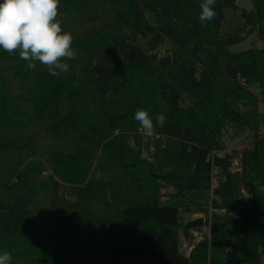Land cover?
<instances>
[{"label": "trees", "instance_id": "16d2710c", "mask_svg": "<svg viewBox=\"0 0 264 264\" xmlns=\"http://www.w3.org/2000/svg\"><path fill=\"white\" fill-rule=\"evenodd\" d=\"M201 3L60 0L78 56L58 76L0 48V252L11 264H264V0L242 9L243 35L221 32L236 0H216L206 26ZM254 33L261 46L231 49ZM166 41L170 65L158 56ZM138 108L154 124L166 117L153 161ZM228 129L252 140L215 157L212 191L208 156ZM183 211L211 214V238L189 256Z\"/></svg>", "mask_w": 264, "mask_h": 264}, {"label": "clouds", "instance_id": "9594fccd", "mask_svg": "<svg viewBox=\"0 0 264 264\" xmlns=\"http://www.w3.org/2000/svg\"><path fill=\"white\" fill-rule=\"evenodd\" d=\"M60 0H0V48L9 55L17 54L28 61L29 68L39 62L52 76L70 70L66 61L78 56L73 47L74 37L61 26L59 16ZM216 0H202L199 21L206 26L207 21L216 17ZM139 131L145 139L156 134V126H163L166 117L156 114L155 124L147 110L137 109L134 114ZM11 254L0 252V264H11Z\"/></svg>", "mask_w": 264, "mask_h": 264}, {"label": "rangeland", "instance_id": "374dc122", "mask_svg": "<svg viewBox=\"0 0 264 264\" xmlns=\"http://www.w3.org/2000/svg\"><path fill=\"white\" fill-rule=\"evenodd\" d=\"M236 4L239 6V9H234V8H226L224 11L225 14V20L224 23L222 25V34H226V33H230V32H236L239 33L241 35L244 34V27H245V21L242 17L241 11L242 9H246V10H252L253 9V3L252 0H236ZM263 42H261L258 37L257 34L254 33L251 36H249L248 38H246L245 40H243L242 42L233 45L231 47V49L233 51H242V50H246V49H250V48H254V47H259ZM142 44L144 46H146L145 41H142ZM171 48L172 45L169 41H166L158 50V56L160 58L166 57L167 55H171L172 57V53H171ZM261 110H264V104L262 103L260 106ZM138 132L141 133L138 129ZM142 134V133H141ZM252 138L250 136L249 132L246 133H240L238 136L234 135V132L232 131V129H228L225 132L224 135V141H225V145H226V152H233V151H241L245 146H247L250 142H251ZM160 141V143L162 144V147H165L167 142H166V138L163 136H153L150 138L149 140V145H146L147 143V139H145V137H143V144H142V152L143 154L147 155L150 159H148L149 161H153L154 160V152L151 150V146H156L158 144V142ZM144 157V155H143ZM238 157L239 154H238ZM145 158V157H144ZM172 191L171 187H165L162 189V191L160 192V202L162 203V198L164 195L170 194V192ZM207 216L204 213H194V212H182L181 216H182V222L187 223L190 220H193L195 218H197L198 216ZM53 221V219L51 220ZM190 234H191V230L189 231L188 236H186L183 232H181V249L183 250V248L185 247V245L187 243L190 242ZM211 238V237H210ZM73 249V247L71 248Z\"/></svg>", "mask_w": 264, "mask_h": 264}, {"label": "built area", "instance_id": "2783aa9c", "mask_svg": "<svg viewBox=\"0 0 264 264\" xmlns=\"http://www.w3.org/2000/svg\"><path fill=\"white\" fill-rule=\"evenodd\" d=\"M151 150L154 152L155 146H151ZM225 154H226L225 150H218V151L214 150L208 156V160L212 162V172H211V190L212 191L219 185V182H220V175H219L220 168H219V166L215 165V157L221 158V157H224ZM143 155L145 158L150 159L147 155H145V154H143ZM231 169L233 171H240L241 170L240 158L238 156L233 159ZM168 200H169V196L164 195L162 198V203H166V202H168ZM218 201H220L219 198H218ZM213 210L214 209L211 207V212ZM220 211L224 212L225 209H221ZM210 215L209 216L201 215L204 217L203 225L191 228L190 242L187 243L182 250L185 255L189 256L191 254V252L193 251V249L195 248V246L200 241L210 239L211 231H210V223L208 220V219H210ZM198 217H200V216H198Z\"/></svg>", "mask_w": 264, "mask_h": 264}, {"label": "water", "instance_id": "95a60500", "mask_svg": "<svg viewBox=\"0 0 264 264\" xmlns=\"http://www.w3.org/2000/svg\"><path fill=\"white\" fill-rule=\"evenodd\" d=\"M161 63L163 64H172V57L171 55H167L166 57H163L161 59ZM204 223V217L203 216H200V217H197L193 220H190L186 223V226L189 227V228H192V227H195V226H200V225H203ZM229 264H234V260L233 259H229L228 260Z\"/></svg>", "mask_w": 264, "mask_h": 264}, {"label": "crops", "instance_id": "0c3cea01", "mask_svg": "<svg viewBox=\"0 0 264 264\" xmlns=\"http://www.w3.org/2000/svg\"><path fill=\"white\" fill-rule=\"evenodd\" d=\"M261 45H262V44H261ZM261 45H260V46H261Z\"/></svg>", "mask_w": 264, "mask_h": 264}]
</instances>
